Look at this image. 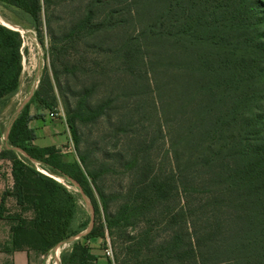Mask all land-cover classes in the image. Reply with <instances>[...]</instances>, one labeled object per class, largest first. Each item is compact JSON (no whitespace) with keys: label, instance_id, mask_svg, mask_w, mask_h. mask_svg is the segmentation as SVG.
<instances>
[{"label":"trees","instance_id":"trees-1","mask_svg":"<svg viewBox=\"0 0 264 264\" xmlns=\"http://www.w3.org/2000/svg\"><path fill=\"white\" fill-rule=\"evenodd\" d=\"M0 11L49 37L52 78L31 101L53 113L56 89L74 151L33 144L28 103L10 124L0 210L7 197L19 210L4 217L12 251L68 245L60 264H264L261 0H0ZM21 49L0 24V118ZM108 177L125 186L107 192ZM56 178L93 207L83 236L90 212Z\"/></svg>","mask_w":264,"mask_h":264},{"label":"crops","instance_id":"crops-1","mask_svg":"<svg viewBox=\"0 0 264 264\" xmlns=\"http://www.w3.org/2000/svg\"><path fill=\"white\" fill-rule=\"evenodd\" d=\"M26 82L30 83V81H26V79L22 81L21 77L20 88L15 97H18V94L24 93V90L26 89ZM30 90L31 91L28 94L23 96V101L21 102L16 116L28 103V114L31 117L28 127L34 133L35 139L33 144L39 147L55 146V148L61 150L63 154L71 155L74 153L73 144L64 116L60 113H52L49 110L43 108L39 103L31 101L33 88ZM16 116L11 122L7 123L3 112L0 118V123L2 124L5 132L3 135L6 136L8 134L10 124L13 122ZM0 135L2 134L0 133ZM5 147L6 141H0V152ZM2 163L9 165L6 160L0 159V164ZM6 176L10 177L9 180H3L2 176L0 175V204L4 192L10 190L13 185L11 173ZM18 212L19 210L14 199L7 197L3 211L1 212L0 210V215L2 216H0V264H39V260L45 256L30 250L12 251L10 249V223L7 222L4 217ZM91 245L94 248L95 253L98 254L99 251L97 249H99V243L95 241L92 242Z\"/></svg>","mask_w":264,"mask_h":264},{"label":"rangeland","instance_id":"rangeland-1","mask_svg":"<svg viewBox=\"0 0 264 264\" xmlns=\"http://www.w3.org/2000/svg\"><path fill=\"white\" fill-rule=\"evenodd\" d=\"M264 3V0H261ZM10 15L6 12L0 11V24L3 26H6L12 30L17 31L22 39V72L21 77L22 81L26 79V81H30V83L26 82V89L24 90V93L18 94V97H13L9 104L6 111L4 110V116L6 119V122L9 123L12 121V119L16 116L17 111L21 105V102L23 101V96L28 94L33 88V93L37 90L40 81L42 78L48 74L50 78H52V71L50 67V46H49V37L44 34L42 36V39L31 29H24L20 28L18 26H14L10 23ZM2 23H6L5 25ZM56 25V23H55ZM57 26V25H56ZM45 33V32H44ZM73 54V53H72ZM23 74V75H22ZM55 95H56V105L52 106L50 109L53 111V113H60L64 116V110L63 106L61 104V101L59 99V96L57 94L56 89H54ZM31 97L34 99L33 94H31ZM33 101V100H32ZM21 111V110H20ZM19 114V113H18ZM86 132V131H84ZM9 165H5L4 163L0 164V175L2 176L3 180H9V175L11 173V164L9 161H7ZM39 170H38V169ZM37 171H39L42 174H45L47 176H51L55 178V176L50 175L47 171L36 165ZM112 178L115 177H108L107 180H104V188L107 192H117L121 188L125 186L126 180H118L120 178H115L116 180H112ZM70 192L74 193L77 198V189L75 186L68 185L66 182H64L62 179L60 181ZM86 205V204H85ZM87 207V205H86ZM26 216H30V214H27ZM158 230V228H157ZM99 243V242H98ZM92 244V243H90ZM92 246V245H91ZM64 248H69L68 245H66L63 248L59 249V256L60 252ZM101 248V244L99 243V249ZM97 249V250H99ZM99 254H103V252L99 251ZM51 256V258H50ZM39 264H60V257L59 260L54 256L53 253H49L45 257L41 258L39 260Z\"/></svg>","mask_w":264,"mask_h":264},{"label":"water","instance_id":"water-1","mask_svg":"<svg viewBox=\"0 0 264 264\" xmlns=\"http://www.w3.org/2000/svg\"><path fill=\"white\" fill-rule=\"evenodd\" d=\"M5 27H6V26H5ZM6 136H7V135H6ZM16 151L19 152L20 154H22L23 156H25L26 158H28V159L32 162V159L29 158V157H28L23 151H21V150H19V149H16ZM57 181H58V180H57ZM68 181L71 182V183L73 184V186L76 187V189H77V191L79 192V194H80L82 200H83L84 203L87 205V208H88V210H89V212H90L91 220H90V223H89L88 229H87L85 232H83V233L81 234V236H83V235H85L86 233H88V232L90 231V229L92 228V226H93V219H94L93 207H92V205H91L89 199L84 195L83 191L80 189L79 185H78L75 181H73V180H71V179H68ZM58 182H60V181H58ZM58 247H59V246H58Z\"/></svg>","mask_w":264,"mask_h":264},{"label":"built area","instance_id":"built-area-1","mask_svg":"<svg viewBox=\"0 0 264 264\" xmlns=\"http://www.w3.org/2000/svg\"><path fill=\"white\" fill-rule=\"evenodd\" d=\"M6 140V136L5 135H0V141H5ZM38 169V168H37ZM39 170V169H38ZM66 245H63V247H65ZM63 247H57L53 252L54 256L59 260V249L60 248H63ZM105 255L107 257H109L110 259H112V251H111V247H110V244L108 242V239H107V245H106V248H105ZM51 258V256H50Z\"/></svg>","mask_w":264,"mask_h":264},{"label":"bare ground","instance_id":"bare-ground-1","mask_svg":"<svg viewBox=\"0 0 264 264\" xmlns=\"http://www.w3.org/2000/svg\"><path fill=\"white\" fill-rule=\"evenodd\" d=\"M0 22H1V21H0ZM2 24H4V23H2ZM5 24H6V23H5ZM5 24H4V25H5ZM56 180L61 181V179H59V178H56Z\"/></svg>","mask_w":264,"mask_h":264}]
</instances>
